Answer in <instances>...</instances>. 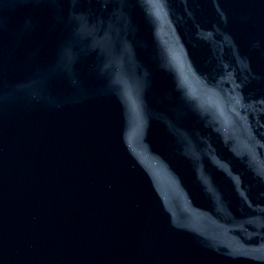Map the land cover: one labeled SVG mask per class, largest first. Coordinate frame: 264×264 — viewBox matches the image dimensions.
Masks as SVG:
<instances>
[{
	"label": "water",
	"instance_id": "obj_1",
	"mask_svg": "<svg viewBox=\"0 0 264 264\" xmlns=\"http://www.w3.org/2000/svg\"><path fill=\"white\" fill-rule=\"evenodd\" d=\"M0 264H264V0H0Z\"/></svg>",
	"mask_w": 264,
	"mask_h": 264
}]
</instances>
